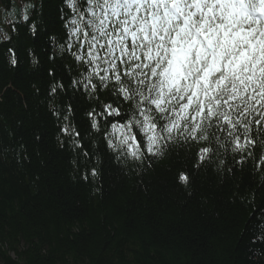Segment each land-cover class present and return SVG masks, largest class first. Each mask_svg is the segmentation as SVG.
I'll use <instances>...</instances> for the list:
<instances>
[{
	"label": "trees",
	"instance_id": "1",
	"mask_svg": "<svg viewBox=\"0 0 264 264\" xmlns=\"http://www.w3.org/2000/svg\"><path fill=\"white\" fill-rule=\"evenodd\" d=\"M32 2L39 33L22 26L17 36L12 24L21 20L26 0H0V264H264V175L250 164L236 165L232 157L240 154L230 149L200 169L187 147L143 164L128 157L127 165L109 149L101 153L98 183L79 179L77 169L91 164L68 143L60 146L49 106L71 98L88 143L85 110L95 103L71 91L54 102L49 97L50 68L68 82L64 61L50 59L59 49L48 39L52 31L64 36L58 15L64 5ZM255 135L254 155L264 154V133ZM99 144L86 150L95 152ZM181 171L191 176L190 186L176 179Z\"/></svg>",
	"mask_w": 264,
	"mask_h": 264
},
{
	"label": "snow or ice",
	"instance_id": "2",
	"mask_svg": "<svg viewBox=\"0 0 264 264\" xmlns=\"http://www.w3.org/2000/svg\"><path fill=\"white\" fill-rule=\"evenodd\" d=\"M61 3L64 36L52 31L48 39L59 49L50 59L64 61L68 82L50 68L48 95L54 102L71 91L95 103L85 110L88 143L75 124L71 98L60 107L49 106L58 122L60 146L68 143L91 164L77 169L79 179L98 183L106 150L127 165L128 157L143 164L177 146L194 150L196 169L230 149L240 154L232 157L236 165L250 164L264 175V154L254 155L255 134L264 133V0ZM36 13L37 5L26 0L18 13L21 20L12 24L17 36L22 26L38 35ZM5 42L15 67L19 61L12 38L6 36ZM32 63L39 64L36 56ZM96 141L95 152L86 150ZM224 163L219 159L218 164ZM176 179L191 185L185 171Z\"/></svg>",
	"mask_w": 264,
	"mask_h": 264
}]
</instances>
